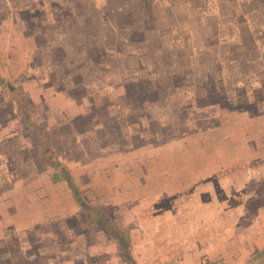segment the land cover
Segmentation results:
<instances>
[{"label": "rangeland", "instance_id": "374dc122", "mask_svg": "<svg viewBox=\"0 0 264 264\" xmlns=\"http://www.w3.org/2000/svg\"><path fill=\"white\" fill-rule=\"evenodd\" d=\"M47 111L56 128L25 124L28 138L2 147L0 198L14 200L0 199V228L10 211L65 202L42 174L67 167L85 205L127 198L100 209L115 212L105 220L126 237L121 256L189 261L224 218L234 212L247 227L264 211L254 199L264 187L252 182L264 183V0H0V128ZM18 180L36 191L16 190ZM47 194L59 197L36 201ZM89 221L4 228L0 264L119 260L94 248ZM253 260L264 264V251Z\"/></svg>", "mask_w": 264, "mask_h": 264}, {"label": "crops", "instance_id": "0c3cea01", "mask_svg": "<svg viewBox=\"0 0 264 264\" xmlns=\"http://www.w3.org/2000/svg\"><path fill=\"white\" fill-rule=\"evenodd\" d=\"M30 101H32V100H30ZM33 101L36 102V100H34V99H33ZM45 101H47V99ZM65 101L72 102L70 99H64V101L61 100V102H63V103H65ZM15 106H16V104H15ZM50 107H51V105L48 104V108H46V109H50ZM54 113L55 112L47 111V113H46L47 116L44 114V117L42 119H39L41 116L38 117L37 115L33 114L32 116H30V119H29L30 122L29 123L32 124L33 126L38 127L39 125L42 124L41 121H43V123H45V126H46V127H44L45 129L46 128H48V129L49 128H56L57 122H56L54 117H57V115H56V113L55 114ZM13 114L14 115L17 114V108L16 107L14 108ZM74 116L75 115H73L72 117H74ZM66 121H67L66 123L69 122L68 120H66ZM25 123L26 122L24 120L22 122H19V120H17V119H8V120H6L4 125L1 126V128H0V172L6 168L5 163L7 161V159H5L7 154H5V152H3L2 147H4V145H8L12 140L23 142L24 139L28 138V137H26V134L29 131L23 130ZM32 130H33V128L30 129V131H32ZM22 144H24V143H22ZM22 144H21L22 147L20 149L28 148V144L25 145L24 147ZM262 154L264 155V153H262ZM251 159H252L251 161H257V159H259V157H252ZM230 160L232 161V159L229 158L228 161H230ZM237 160L240 161L239 159H237ZM261 160H264V158ZM229 163H231V162H229ZM82 167H84V166H82ZM62 169L69 171L70 168L68 169L66 167V168H62ZM219 170H217V172H219ZM48 171H49V173H47V171H46L44 174H42L46 179H49V181H51L50 183H48V185L46 183V190L49 191V188H48V186H49L53 193L56 191L61 192L60 195H65V194L69 193L68 199L66 197V200L64 202V198H60L59 201H62V202L59 204L58 208H55L53 210L43 209L42 211H39V210L35 211V209H32L31 212H28L26 209V211H25V212H27L26 214H24L19 209H16L14 211H10L8 213V218L10 219V221L8 220V223L5 222V224L3 225L4 227L1 226L3 228H0V239L3 238L5 236V234H8V233H6L7 231H5V229H4L7 227L12 229V230H15L16 234H18V233L20 234V233L32 231V230H34L35 234H38V233H43L44 228H47L49 226H54L53 224L57 223L58 221H60V223H58V224L61 225L62 222L64 223L66 220H68L70 218L71 219H80V218L81 219L82 218L83 219H85V218L89 219V218H91V219H95V223L94 222L92 223L89 221V224L95 230L99 231V233H97V234H98L99 238L101 239L100 243L94 244V248L97 247L98 249H100L99 251H102L105 253H107V252L112 253L116 250V253L118 255L119 260H113V258L110 257L109 259H106L107 260L106 264H136V262H134L133 259H131V260L124 259L118 252L119 249L122 251V245H121L122 242L120 241V239L123 236L120 235L121 237H116L114 234H112L110 231H108L106 229V227L112 225L105 220L106 217L107 218L110 217V219L112 221L117 222L116 219H114L116 217L115 212H112L111 215L107 216L106 213L100 211L101 208L106 207L105 205H111V206L113 205L114 207L124 205V203L126 201H128L127 198H125L123 200H119L118 202H112V200L111 201L110 200H108V201L103 200L104 199L103 195H97L96 196L97 199L91 198L90 200H88V203L86 204L88 207L95 209L97 212L92 213V214L91 213L87 214L81 210L82 207H80V205L75 200V198H74L72 192L70 191L67 183L61 179V175L59 173V170L52 167V168H48ZM50 171H51V173H50ZM68 173H69L70 177L72 178L71 180H72L74 186L76 187L77 185L75 183L74 172H72V173L68 172ZM213 173H216V172H212V174ZM55 176H57L58 178H57V180L54 181ZM208 176H210L209 173H208ZM32 181L24 182V180H20V181L18 180L15 182L14 186H12V187L16 188V190H18L19 188L24 189V190L30 189V191L34 192L37 189V188H33V187H35L34 185L36 184L35 183L36 181H33V182ZM252 182L255 184H259L260 188H262L261 186L264 187V183H262V182L256 181L254 179L252 180ZM33 183H35V184H33ZM191 185H192L191 183H188V184H186V187H189ZM76 189H77V187H76ZM6 193L7 192L3 193L2 194L3 196L0 199H2V202H4V204H10L13 202L14 198L13 197L7 198ZM254 195H255V198H254L255 202H263L264 201V196H262V194L260 192H254ZM39 196H40L39 198H36L37 202H42L45 199L47 200V198L50 199L51 197L58 196V195L52 196V195L47 194L44 196L43 195H39ZM26 205H28V202H25L24 206L26 207ZM8 207H10V206H8ZM256 213H257V215H255L253 217L252 221L248 224L247 227L241 226L239 224V222L235 221L236 220L235 218H237V220H239L241 216H236L234 212L232 213V217L234 219L232 220L231 224L225 223L226 221L224 218L223 221L221 222V226H223V228L218 230L219 231L218 234H216L214 237H212L210 235V233L207 232L208 240L206 242H212V243H207L208 244L207 247H203L204 244H202V243H205V241H203L201 243L200 249H198V251H197V253L199 255L194 254L195 257L189 258V261L186 259L185 260L183 259L184 262L189 263V264H198L206 258L220 257V258L224 259L225 264H254L256 262L255 260H253L254 255L259 251H264V211L258 212V209H257ZM251 218H252V216H251ZM100 219L102 221L99 222ZM4 220H6V219H4ZM0 221H2V219H0ZM102 226H104V227H102ZM218 226H219V222H218ZM119 228L122 229V226L120 225ZM61 229H64V228H61ZM45 232H47V230ZM102 238H104V239L102 240ZM112 238H115V242H116L115 244H113ZM123 238H126V237H123ZM124 240L127 243V240L126 239H124ZM203 256H205V257H203ZM179 260H182V259H179Z\"/></svg>", "mask_w": 264, "mask_h": 264}, {"label": "trees", "instance_id": "16d2710c", "mask_svg": "<svg viewBox=\"0 0 264 264\" xmlns=\"http://www.w3.org/2000/svg\"><path fill=\"white\" fill-rule=\"evenodd\" d=\"M24 121L26 122L25 124H26L27 128H33L34 130L38 131V129L36 128V126H33L32 124H30V123H29L28 121H26V120H24ZM55 168L57 169V167H55ZM58 170H59V173H60V175H61V179L67 183V185H68L70 191L72 192V194H73L75 200H76L77 203L80 205V207H82V210L85 211V212H88L89 214H90V213H91V214H92V213H96V212H97L96 210H94V209H92V208L86 206V205L82 202V199H81V197H80V195H79V193H78L76 187L74 186L73 182L71 181V178H70V176L68 175V173H67L64 169H62V168H58ZM57 178H58V177L55 176V177H54V181L57 180ZM100 221H102V220L100 219L99 222H100ZM102 227H104V226H102ZM105 227H106V226H105ZM107 228H109V227H106V229H107ZM113 234H114L116 237H119V236H120L119 234H116L115 232H113ZM120 237H121V236H120ZM120 241L122 242V244H121V245H122V250H123L124 248L127 249V247H126L127 243L125 242V240H124L123 237H121ZM125 244H126V245H125ZM122 257H123L124 259H129V257L125 254V251L122 253ZM129 260H130V259H129Z\"/></svg>", "mask_w": 264, "mask_h": 264}, {"label": "built area", "instance_id": "2783aa9c", "mask_svg": "<svg viewBox=\"0 0 264 264\" xmlns=\"http://www.w3.org/2000/svg\"><path fill=\"white\" fill-rule=\"evenodd\" d=\"M163 264H189V263L184 262V260L173 259V260H168ZM198 264H225V261L223 258L213 257V258H206Z\"/></svg>", "mask_w": 264, "mask_h": 264}]
</instances>
